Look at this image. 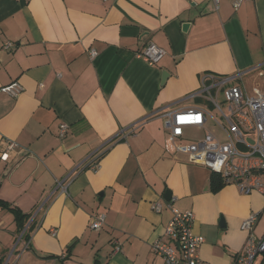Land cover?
Returning <instances> with one entry per match:
<instances>
[{"label": "crops", "instance_id": "0c3cea01", "mask_svg": "<svg viewBox=\"0 0 264 264\" xmlns=\"http://www.w3.org/2000/svg\"><path fill=\"white\" fill-rule=\"evenodd\" d=\"M234 1L0 0V264H165L153 244L173 243L169 201L194 212L204 264H235L252 213L264 235V193L214 192L213 171L177 149L216 127L175 139L164 126L206 108L205 74L264 90V0ZM150 42L165 50L154 65L138 56ZM12 83L17 96L2 90Z\"/></svg>", "mask_w": 264, "mask_h": 264}, {"label": "built area", "instance_id": "2783aa9c", "mask_svg": "<svg viewBox=\"0 0 264 264\" xmlns=\"http://www.w3.org/2000/svg\"><path fill=\"white\" fill-rule=\"evenodd\" d=\"M244 1L235 0L234 7L239 8ZM218 2L215 0L216 8ZM13 46L12 42L5 44L8 49ZM96 54L95 49L91 50V56ZM164 55L165 50L154 42L138 53L140 58L152 65ZM242 78V73L233 76L205 74L200 89L194 95L204 94L213 109L197 107L167 112L164 114V126L173 138L182 139L187 127L206 128L210 122L216 127L214 130L207 131L201 139L178 144L177 149L186 154L190 162L205 165L222 174L226 183L236 184L241 192L264 193V90L258 87L249 89ZM2 90L17 96L22 87L12 83L2 87ZM66 127V124L62 125V134ZM16 147V142L8 143V150ZM2 158L7 160L9 152L5 151ZM91 168L97 170L99 161ZM58 187L67 192L63 181H58ZM171 202L168 206L173 215L166 226V234L173 243L156 241L153 250L163 257L165 264H204L199 251L205 239L193 231L194 212L179 210ZM153 208L160 212L163 203L155 201ZM259 218L260 213H252L243 221L242 229L249 234L235 264H254L257 256L264 254V235L258 237L255 234ZM104 220L105 215H100L92 223V228L99 229ZM52 233L57 234L54 229ZM115 249L120 250L121 244L117 243Z\"/></svg>", "mask_w": 264, "mask_h": 264}, {"label": "trees", "instance_id": "16d2710c", "mask_svg": "<svg viewBox=\"0 0 264 264\" xmlns=\"http://www.w3.org/2000/svg\"><path fill=\"white\" fill-rule=\"evenodd\" d=\"M103 154H101L99 156V158L102 157ZM226 184L222 174L217 173V172H212L211 175V189L214 192L219 191L224 185ZM0 203L5 204V202H3L2 200H0ZM12 211L14 212L17 222L19 223V229L22 230L25 227V224L27 222V215L22 213L21 210H19L18 208H11Z\"/></svg>", "mask_w": 264, "mask_h": 264}, {"label": "rangeland", "instance_id": "374dc122", "mask_svg": "<svg viewBox=\"0 0 264 264\" xmlns=\"http://www.w3.org/2000/svg\"><path fill=\"white\" fill-rule=\"evenodd\" d=\"M220 101L222 100V96L220 97V99H219ZM209 103V102H208ZM207 102H203V105H205V107H207V108H211V109H213V107L212 106H210L209 104H208ZM191 129H194L193 127L191 128ZM258 259H259V257L257 258V260L256 261H258Z\"/></svg>", "mask_w": 264, "mask_h": 264}, {"label": "water", "instance_id": "95a60500", "mask_svg": "<svg viewBox=\"0 0 264 264\" xmlns=\"http://www.w3.org/2000/svg\"><path fill=\"white\" fill-rule=\"evenodd\" d=\"M188 24L185 25V27H187ZM166 79V78H165Z\"/></svg>", "mask_w": 264, "mask_h": 264}]
</instances>
